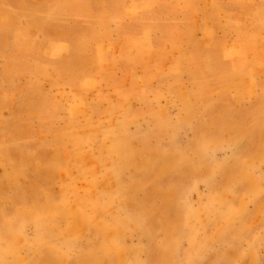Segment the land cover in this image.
<instances>
[{"label":"rangeland","instance_id":"1","mask_svg":"<svg viewBox=\"0 0 264 264\" xmlns=\"http://www.w3.org/2000/svg\"><path fill=\"white\" fill-rule=\"evenodd\" d=\"M0 264H264V0H0Z\"/></svg>","mask_w":264,"mask_h":264}]
</instances>
